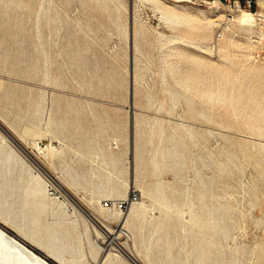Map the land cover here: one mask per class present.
Wrapping results in <instances>:
<instances>
[{
  "label": "rangeland",
  "instance_id": "1",
  "mask_svg": "<svg viewBox=\"0 0 264 264\" xmlns=\"http://www.w3.org/2000/svg\"><path fill=\"white\" fill-rule=\"evenodd\" d=\"M232 9L0 0V124L46 169L22 151L29 172L0 162L2 217L31 230L25 190L38 171L71 181L68 192L110 227L100 202L136 191L140 214L120 239L143 264H264V4ZM65 198L40 221L69 232L65 259L96 264L103 250L89 225L99 226Z\"/></svg>",
  "mask_w": 264,
  "mask_h": 264
},
{
  "label": "bare ground",
  "instance_id": "2",
  "mask_svg": "<svg viewBox=\"0 0 264 264\" xmlns=\"http://www.w3.org/2000/svg\"><path fill=\"white\" fill-rule=\"evenodd\" d=\"M257 4L259 6H263L264 0H257ZM160 10L162 14L168 19V21L173 23L183 22V20H181V15L178 14V12H176L175 10L171 9V7L168 8L166 6H161ZM167 64L169 65V62ZM169 66H172V64ZM173 73L177 74L178 69H173ZM226 75L228 77L229 73H227ZM17 140L12 138L11 136L9 137L6 136L4 133L0 131V162L4 164L3 171L8 172L10 171L11 166L14 168L15 165H19L21 171L29 172L30 171L29 168L25 167V160L22 155L23 152L41 171L46 173V169H44L43 165L38 161L36 156L32 155L30 152H27L24 146L22 147L19 144L20 142L18 143ZM12 141L13 143H15V145H17V147L12 143ZM42 150L43 147L38 148L39 152H42ZM130 151L132 152L131 148ZM131 166L133 172L134 169L133 163ZM36 172H35L36 175H33L32 179L30 180L25 190V195L27 197L25 200V204L26 205L28 204L26 211H29L30 213L29 215H30L31 230L29 232L26 231L24 232L18 229L16 230L9 223L8 219L6 218L4 219L2 217L1 214L2 212L0 213V264H52L47 260V258L53 259L57 264L73 263L72 258L65 259L63 257V252L65 251L66 243L68 242L69 232L66 230L64 233H62L58 231V229H56L55 227H50L48 224L49 222L46 221L47 218L45 216H44L45 220L43 222L40 221L41 214L44 213L45 211L47 212V208L49 207V205L52 202H55V200L59 199L60 197H66L65 199L69 200L68 204L71 206L70 207L71 213H75V214L78 213L79 215L84 217L85 221L90 218L95 223V225H97V227L99 226V229H97L96 226L93 227L87 224L89 225V229L92 232L96 233L95 234L97 235L95 236L97 239L96 241L99 242V244H101L102 246L101 250H103L101 257H99L97 262L95 261L96 264H143L140 253L137 250H135L132 241L131 243L129 242L130 244L128 245V247H124V245H122L121 243L122 240L120 239V235H123L126 238V241L127 240L130 241L131 239L130 233L127 231V229H125V225L131 219L136 218L140 214V208L134 207L135 205H133L136 204L138 201L135 203H131L130 205L127 206V208L121 210L113 206H110L109 208H104L100 206V208L103 209L104 211H110L111 212L110 215L117 220L116 225L114 227H110L108 225H105L103 222H101L98 216L90 212L86 208V206L82 204V202H80L74 195L68 192V187H72L73 184L71 181H67L65 179L60 181L51 176L49 179L52 184H50L49 181H42L39 177V172L38 171ZM49 187L50 189L56 187V189H58L57 192L58 194H55L56 193L55 192L54 194L51 195L49 193L50 190ZM162 198L164 199V197ZM63 203L64 201L61 200L57 201L58 205ZM5 205H6L5 202H2L0 200V210L2 209L5 211L6 210ZM11 212H12L11 219H16L17 216L14 215L15 212L14 207L13 208L11 207ZM23 217L24 215L20 214V218L22 219ZM6 230H10L12 233H8ZM85 233L86 230L83 231V234ZM33 248H35L38 252H36Z\"/></svg>",
  "mask_w": 264,
  "mask_h": 264
},
{
  "label": "built area",
  "instance_id": "3",
  "mask_svg": "<svg viewBox=\"0 0 264 264\" xmlns=\"http://www.w3.org/2000/svg\"><path fill=\"white\" fill-rule=\"evenodd\" d=\"M245 2V5L250 8L252 0H232V5H233V9L232 12H235L237 10H239L241 8V4ZM218 33L216 34V36L218 37ZM56 192V190L54 189H50L49 193L52 195ZM139 198V194L136 191H132L129 195H127L125 198H120V199H116L113 201H101L100 202V206L104 207V208H109L110 206H113L117 209H125L127 208L128 205H130L131 203H135L138 201Z\"/></svg>",
  "mask_w": 264,
  "mask_h": 264
},
{
  "label": "water",
  "instance_id": "4",
  "mask_svg": "<svg viewBox=\"0 0 264 264\" xmlns=\"http://www.w3.org/2000/svg\"><path fill=\"white\" fill-rule=\"evenodd\" d=\"M0 131L2 132V133H4L6 136H11V134L0 124ZM12 137V136H11ZM13 138V137H12ZM8 233H11V232H9L8 230H6Z\"/></svg>",
  "mask_w": 264,
  "mask_h": 264
},
{
  "label": "trees",
  "instance_id": "5",
  "mask_svg": "<svg viewBox=\"0 0 264 264\" xmlns=\"http://www.w3.org/2000/svg\"><path fill=\"white\" fill-rule=\"evenodd\" d=\"M253 7V6H252Z\"/></svg>",
  "mask_w": 264,
  "mask_h": 264
}]
</instances>
